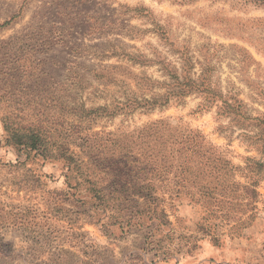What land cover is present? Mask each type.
Returning a JSON list of instances; mask_svg holds the SVG:
<instances>
[{
  "label": "rangeland",
  "instance_id": "374dc122",
  "mask_svg": "<svg viewBox=\"0 0 264 264\" xmlns=\"http://www.w3.org/2000/svg\"><path fill=\"white\" fill-rule=\"evenodd\" d=\"M248 238L264 0H0V264H178Z\"/></svg>",
  "mask_w": 264,
  "mask_h": 264
},
{
  "label": "crops",
  "instance_id": "0c3cea01",
  "mask_svg": "<svg viewBox=\"0 0 264 264\" xmlns=\"http://www.w3.org/2000/svg\"><path fill=\"white\" fill-rule=\"evenodd\" d=\"M257 242L248 238L224 246L204 245L178 264H264V245Z\"/></svg>",
  "mask_w": 264,
  "mask_h": 264
},
{
  "label": "trees",
  "instance_id": "16d2710c",
  "mask_svg": "<svg viewBox=\"0 0 264 264\" xmlns=\"http://www.w3.org/2000/svg\"><path fill=\"white\" fill-rule=\"evenodd\" d=\"M16 138H17L16 140H18V142H20V140H21L20 137H16ZM20 144H22V143H20Z\"/></svg>",
  "mask_w": 264,
  "mask_h": 264
}]
</instances>
